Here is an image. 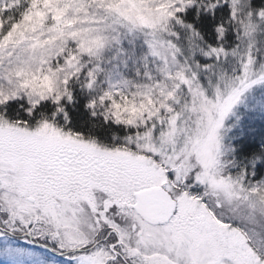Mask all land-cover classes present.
I'll return each instance as SVG.
<instances>
[{
    "label": "snow or ice",
    "instance_id": "1",
    "mask_svg": "<svg viewBox=\"0 0 264 264\" xmlns=\"http://www.w3.org/2000/svg\"><path fill=\"white\" fill-rule=\"evenodd\" d=\"M0 264H264V0H0Z\"/></svg>",
    "mask_w": 264,
    "mask_h": 264
}]
</instances>
